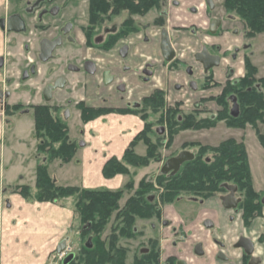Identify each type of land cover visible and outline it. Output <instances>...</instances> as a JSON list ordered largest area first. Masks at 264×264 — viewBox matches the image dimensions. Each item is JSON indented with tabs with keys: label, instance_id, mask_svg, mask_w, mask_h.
I'll return each mask as SVG.
<instances>
[{
	"label": "crops",
	"instance_id": "1",
	"mask_svg": "<svg viewBox=\"0 0 264 264\" xmlns=\"http://www.w3.org/2000/svg\"><path fill=\"white\" fill-rule=\"evenodd\" d=\"M18 3L19 1L0 0V18L19 13L21 8ZM201 5L199 4V6ZM186 14L188 17H178L176 14V17L170 20V29L172 27L183 29V31L172 33L176 52L177 48L183 44L182 38H178L177 34L187 35L189 25L193 23H182L192 18L189 12ZM208 23L209 19L206 24ZM19 35L0 30V56L3 51H7V39L19 38ZM151 38L154 40V46L150 47L148 52L144 47L142 51L136 50L138 41L137 38H133L135 50L130 58L133 59L132 65L135 72L141 66L139 65L141 61L139 55L149 56L154 61L160 62L159 37L154 34ZM79 39L82 42V38L79 37ZM241 72L237 69L235 73L237 76L234 75L232 78L241 77L243 75L240 74ZM259 72H261L260 69ZM222 73L221 71L215 72L217 81L223 80L224 74ZM259 77L262 78L261 75ZM158 78L159 76L157 77L159 84ZM86 81L89 86L94 82V79L87 78ZM179 81L182 83L181 80ZM133 82L134 86L130 96L133 103L140 102L143 96H147L154 90L151 91L149 84L145 85L136 80ZM165 85L164 81L162 84L152 87L162 90L166 88ZM14 86H12L13 90ZM94 91L95 88H88L87 92L79 98L82 100L81 102L91 108L102 106L105 103L103 97L102 100L95 97ZM194 95L197 94L194 93ZM206 96L207 94L203 97ZM16 99L14 93L5 105L13 110V107L18 104ZM107 99L108 102L117 100L109 97ZM33 104L43 105L44 101L36 98ZM55 104L59 106L63 105V102L58 100ZM5 105L0 102V264H49L50 255L56 251L61 242L65 241L66 245L71 248L74 211L66 201L51 203L27 200L15 190L16 187L22 186L34 188L36 168L39 163H45L46 158L37 153L33 114L32 120H27L26 124L7 127V120L11 119V123H13L17 116L14 110L13 112L11 110L10 113L6 112ZM75 113V118L70 117L66 124L69 139L77 145L76 153L69 163L63 164L58 161L50 163L48 165L49 176L62 187L111 192L119 190L123 184V176L115 175L105 178L102 173L103 167L112 158L122 159L130 143L142 131L143 121L132 114L112 112L84 123L81 121L79 112L75 110ZM72 120H74L73 123L78 121L76 124L79 127L75 128L78 132L70 127ZM9 127L10 129H8ZM244 143L251 147V141ZM262 155L261 162L264 161V151ZM248 157L251 174L256 181L257 175L252 157L249 154ZM198 212V215H194L191 219H185L186 223H184V221L180 222L182 217L173 204L161 208V219H165L167 223L161 227L151 224L150 227L152 233L156 231L155 234L161 235L158 244L162 259L173 257L176 260L182 259L186 264H242L243 252L234 248V245L239 237H245L254 244V256L260 259V264H264V243L260 241L264 237V217L256 218L250 227L244 228L241 213L223 209L218 198L205 201L200 205ZM204 218L211 219L213 223L211 229H204L201 226L200 222ZM180 231L187 235L188 240L180 235ZM236 231L239 233L238 237L235 234ZM219 239L223 241L221 242L224 244V248L220 249L216 243ZM197 242H201L205 250L201 257L196 256L193 252V247ZM219 250L223 252L224 258L222 259L216 257ZM125 264H132V262L126 260Z\"/></svg>",
	"mask_w": 264,
	"mask_h": 264
},
{
	"label": "trees",
	"instance_id": "2",
	"mask_svg": "<svg viewBox=\"0 0 264 264\" xmlns=\"http://www.w3.org/2000/svg\"><path fill=\"white\" fill-rule=\"evenodd\" d=\"M21 1V0H11ZM160 0H89V13L91 24L97 12H106L110 7L117 13L122 9H128L132 13H144L149 8L157 6ZM224 6L227 12H233L243 23L247 37L264 32V0H225ZM256 74L253 66L246 63V75L236 86H228L220 99L226 105L225 99L228 95L234 94L240 106L238 118H231L226 109L219 114L214 121L210 119L196 120V114H188L180 120L175 116L178 111H168L169 132L174 134L180 130L200 131L215 127L221 121L229 128L244 129L250 124L256 128V123L264 124V78L255 80ZM257 85L260 86L259 91ZM163 93L155 91L153 95L144 100L140 110L118 111L120 114L140 115L145 122L143 130L133 139L121 160L112 158L108 160L102 170L105 178L115 175L127 174V166L145 167L152 159L158 157V146L150 141L153 130L147 122L145 109L149 107L152 113H158L164 106ZM226 107V106H225ZM20 106H14V111ZM34 119V136L37 140V153L46 158L45 163H39L36 168V181L33 189L22 186L16 187L27 200L37 202L61 203L63 200L75 197V209L78 211L81 220L88 226L82 229V234L92 238V248L85 246L80 248L83 255L79 259L75 255L70 264H125L126 250L116 247L115 236L109 237L108 243L102 242L97 235L103 230L106 220L112 211L118 209V201L122 195L121 191L111 192L108 190H85L77 187H62L57 185L48 174V165L53 161L69 163L77 150V145L69 139L68 126L57 115V109L47 105L31 107ZM81 121L87 122L97 118L108 111L86 108L79 104ZM162 118V117H161ZM162 120V119H161ZM264 149V137H258ZM170 141V140H169ZM159 142V141H158ZM142 143L145 147V156L139 157L135 154L136 146ZM168 143V142H167ZM197 147L195 158L191 162L185 163L178 174L172 177L160 175L157 183L163 191L159 195V201L152 202L147 196L153 190V182L141 181L135 197L127 202L122 210L124 224L128 228L127 237H133L132 226L134 218L150 219L158 217L159 205L171 204L181 193H191L197 198H208L217 193H223L222 186L225 184L236 185L239 193L242 192L240 209L245 227L251 225L253 220L261 216L263 205L261 197L252 188V176L248 164L246 149L243 143H237L234 139L221 142L217 147L203 146L199 143L184 144L183 147ZM205 154H207L205 156ZM210 157L208 158V156ZM131 183L126 187H130ZM33 193V198L31 195ZM156 255H143L141 259H136L133 264H151ZM249 257L245 256L243 264H247Z\"/></svg>",
	"mask_w": 264,
	"mask_h": 264
},
{
	"label": "rangeland",
	"instance_id": "3",
	"mask_svg": "<svg viewBox=\"0 0 264 264\" xmlns=\"http://www.w3.org/2000/svg\"><path fill=\"white\" fill-rule=\"evenodd\" d=\"M65 0H59L57 4L61 7ZM174 0H164L159 9L153 8L149 15L145 16L142 19L136 18V24H138L140 27L146 26L147 23H149L148 26H152L149 29L150 35H154L156 31H159V28H169L171 23V18L176 17L177 14L178 17H188L186 12H189L190 15H192V18L190 20H186L185 22H182L183 24H187L189 22H193L190 24L188 28V33L182 34L178 33V38H182V45L177 48V55L178 58H180L182 61L186 62L187 64L194 63L193 60H190L192 58L193 53L203 47H208L210 44H219L223 51L222 56L224 58V61L222 63L223 68H232L234 71V74L236 73L237 69L241 70L242 72L240 74H244L246 71V63L249 62L253 67H256L261 70V72L258 71L257 77L261 75L262 79L264 78V32L256 34L253 38L246 37V31L244 30L243 23L238 19V17L233 12H227L224 6L223 0H214L215 2V10L212 12V16L218 19L222 20V26L218 30V37L215 39H211L208 35L206 29H207V20L208 17L205 15L204 6L202 7L200 0H177L179 3L178 7H173L172 2ZM68 2H72L73 5L71 6L72 9H77L80 18L79 23L82 24L85 23L87 25V11H88V0H68ZM16 3V2H15ZM28 4H32L33 0H21L19 1V7L20 13L23 12V9ZM199 4L201 6H199ZM70 7V6H69ZM190 8H196L197 14L193 15L192 10ZM71 11V9H70ZM177 12V13H176ZM182 14H180V13ZM69 12L67 13V15ZM186 14V15H185ZM22 17L26 20L27 23V31L23 34L19 35V38H13L12 40L7 39V51H3L1 53L0 57H3L4 59V66L2 69H0V91L10 92V96H13V94H16L17 97V105L20 106L19 110L15 111L16 119L13 120V123H11V119H8L6 123V126H18L20 124H26L27 120H32V109L31 105L28 103H33V84L34 81H28L26 84L19 83V71H21L23 68L26 67V64L28 63L27 59L25 58H32L33 53L35 52L37 43L36 40L33 41V35L30 34V31H32L31 26L32 22H34L31 18V16H23ZM66 15V19L68 16ZM189 15V14H188ZM191 17V16H190ZM4 18V17H3ZM65 19H61L60 21L63 22ZM158 26H155V22H158ZM119 20L115 18H111L110 20L105 21V25L107 27L118 25ZM61 23L59 21H55L54 25H60ZM170 29V28H169ZM234 31V32H233ZM53 36V34L51 35ZM47 38V34H43L40 36V38ZM39 38V36H38ZM30 53V54H29ZM61 52H57V54H60ZM238 54L237 59L232 60L233 54ZM59 60H53L46 65L40 66L41 71L44 70L50 66H56L58 64ZM157 68L159 69L156 73H154L155 78H151L149 81V85L151 88V91L154 89L152 87L153 85H159L162 84L164 81L166 82V88L162 89L164 93L166 94V98L164 102V106L158 113H152L151 111L148 112V119L147 121L150 122L153 130V136H151L150 141L157 145V154L159 156L152 159L145 167H130L127 166V174H120L123 176V184L121 188L117 191H121L122 195L118 201V209L115 211H112L109 218L106 220L105 225L103 226V230L100 232L97 237L104 243H108L109 237L111 235L115 236V245L116 247L122 248L126 250V260L129 262L134 263V261L137 259H141L144 255L143 252L147 251H153V253L156 255V261H159V263H163L166 259L161 258V250L158 244V240L161 238V235H157L152 233V229L150 227L151 224H154L157 227L164 226V224L167 223L165 219H161V215L158 217H151L150 219H141L139 217L134 218V223L132 226V233L134 234L133 237H127L126 233L128 234L127 230L128 228L124 224V216L122 213V210L125 208L127 202L130 198L135 197V192L138 190L139 183L141 181H150L153 182V190L147 195L149 196L150 200H154L157 203V200L159 199L160 193L163 191V189L160 187V184L157 183V177L160 175H163L160 173V169L162 165L170 158L175 157L179 152L182 151V149H187L191 153L197 152V147H183L184 144H190L193 143H200L203 146H215L218 145L222 140H225L227 138H233L237 143H243L246 149L247 159H249L248 154L250 157H252V162L254 164L255 174L257 175L256 181L252 177V188L254 192H256L261 198L264 196V161L261 162V156H263V146L259 142V135L264 137V124L263 123H256V128L254 126H251L250 124L246 125L244 129L241 130H233L226 127L225 122L223 123H217L215 125V128L209 129V130H201V131H192V130H180L173 133L174 131L171 130L169 132L168 127V111H178L179 113L175 116L178 120L181 119V117L191 114L192 112H195L196 114V120H202L207 119V116L209 114L205 113H199V112H206L208 111H214L216 109V106L212 104L211 102L208 103L206 101H203L202 98L208 93H201L205 92L202 84L205 86L206 81L199 79V87L196 89L195 92H191L187 86L186 90H180L179 92L174 89V84H178L180 79L176 78L175 75L172 73V71L169 70L168 66L163 65V62H156ZM257 66H256V65ZM196 74L202 77V72L199 70V67L196 68ZM260 74V75H259ZM158 82L157 83V77ZM237 76V74H235ZM240 76V75H238ZM196 78V77H195ZM203 78V77H202ZM237 77H234L236 79ZM6 79V85L3 86V81ZM141 78H139L140 80ZM222 81V80H220ZM19 83V84H18ZM18 84V85H17ZM14 85H17L16 87ZM12 86L15 87L13 90ZM14 91V93H13ZM69 91H71L69 89ZM69 91L67 92L69 94ZM185 91V93H184ZM72 92V91H71ZM183 92V93H181ZM196 93L197 95H194ZM76 99L73 101L75 102ZM202 100V101H201ZM72 102L69 103H63V105H59V113L57 115L63 120L68 121L70 120V117L76 116L75 110H77L80 114V111L76 108V104ZM86 108L88 107L84 104ZM202 108V109H201ZM93 109V108H92ZM14 110V109H13ZM21 110L23 112H21ZM10 113V112H9ZM140 118V115H135ZM162 117V118H161ZM9 118V117H8ZM23 118V119H22ZM75 118V117H74ZM81 118V115H80ZM73 119V118H72ZM162 119V120H161ZM65 121V122H66ZM77 121V120H76ZM143 121V120H142ZM74 120L71 122L72 130H75L76 127H79L76 123H73ZM144 123V121H143ZM76 125V126H75ZM157 128H162L163 132L161 134H158L156 132ZM10 129V127L8 128ZM75 131L78 132L76 129ZM8 137V135H7ZM170 140V141H169ZM159 141V142H158ZM251 141V147H248L245 145L244 142ZM163 142V144L161 143ZM166 142V144H164ZM168 142V143H167ZM257 146V148H255ZM263 150V151H262ZM135 154L139 157L145 156V147L142 143H139L135 150ZM207 154H205L206 156ZM43 157V155H41ZM210 155L208 156V158ZM58 161V160H57ZM59 162V161H58ZM249 164V160H248ZM250 172H251V168ZM164 176V175H163ZM252 176V174H251ZM131 183L130 187H126L127 184ZM31 188V187H29ZM33 189V188H31ZM224 193H222L223 195ZM242 192L238 193L236 196L240 197L242 199ZM216 198L219 199L221 196V193L215 194ZM31 198H33V193L31 195ZM74 196L71 198H67L63 200L66 201L68 204L71 205L74 211V226L72 231V243H71V251L74 253V255H77L79 259L83 258L82 253L80 252V248L84 246L88 235L82 234V229L86 228L88 229V226L84 224V222L81 220V217L78 214V211L75 209V201ZM200 199V198H199ZM211 199L204 198L202 202L198 201V198L192 195L191 193H181L180 197L176 199L171 204H165L167 205H174L176 206L178 212L181 215L180 222H185V219H191L194 215H198V210L200 205L205 203L206 200ZM190 205V206H189ZM192 205V206H191ZM164 207V205H163ZM241 213L242 216V210L238 209L235 211V213ZM264 213V206L261 211V216H263ZM264 221V220H263ZM163 222V223H162ZM243 227H245L244 222L242 220ZM250 227V226H248ZM235 229V228H234ZM236 236L238 237L237 231ZM180 235L186 240H188L187 235L185 233H181ZM235 236V235H234ZM222 240L219 239L216 241L219 248H224V244L221 242ZM261 243H264V237L260 239ZM92 242V241H91ZM93 245V244H92ZM181 255V251L179 252ZM75 258V257H74ZM80 264H85L83 262H80Z\"/></svg>",
	"mask_w": 264,
	"mask_h": 264
},
{
	"label": "flooded vegetation",
	"instance_id": "4",
	"mask_svg": "<svg viewBox=\"0 0 264 264\" xmlns=\"http://www.w3.org/2000/svg\"><path fill=\"white\" fill-rule=\"evenodd\" d=\"M58 1L59 0H54L53 2L48 3L47 0H33V3L31 5L27 3L25 8L23 9V12L21 11V13L20 12L13 13L10 16L6 17V18L13 16L19 17L24 23V29L23 31L18 33L17 32L16 33L5 32V33L23 34L27 31V23L26 20L22 17V13L25 16H31L32 20L34 21L32 22L33 23L31 26L32 31H30V34L33 35L34 37L33 41L36 40L35 42L37 43L36 49L32 55V58H25L27 59L28 63L26 64L25 68L19 71V81H20L19 83L26 84V82L28 81H32V80L34 81L33 84L34 99L40 98L41 100L44 101L43 105H47L54 109H57L58 111L57 113H59L60 107H58V105H56L55 103L58 100L66 104L67 103L71 104L72 102H74L73 100L76 98L74 102L76 104V108L79 104L84 105V103L81 102L82 100L79 98H81V96H83L87 92L88 88H95L94 91L95 97H97L100 100H102L103 97L104 99L103 101L105 102L102 106L95 107L93 109L103 110L106 112L108 111V113H112V112L118 113V111L140 110L141 108H143L141 103L144 100L150 98L155 91H161L163 93L162 96L163 101H165L166 94L161 89L153 90L152 93L148 94L147 96H143L140 102L133 103V100L130 99L134 86L133 81L134 80L140 81L142 84L146 85L149 83L151 78H155L154 73H156L159 70L157 68L158 67L157 64L154 63V60L152 58L145 55H139L141 57V61L139 62V65L141 66L139 70L137 69L136 72L134 71V66L132 65L133 59L131 60L130 58V55H133V51L135 50L133 46L134 45L133 38H137L138 41V46L136 50L139 49L140 51H142V48L144 47L145 51L148 52L150 47L154 46V40L151 38L150 31L148 29L152 26H148L149 23H147L146 26L140 27L138 24H136L135 17H138L139 19L144 18L145 16L150 14L153 8L159 9L161 3L164 0H160L157 6H153L149 8L144 13H132L128 9H122L119 12L115 13L114 8L110 7V9L107 10L106 12H97L94 17L93 24H91V17L89 13V0H88L87 25L85 23L78 24L80 22L79 21L80 14L77 9L75 10L71 8V6L73 5L72 2H68V0H65L64 1L65 5L63 4L61 7V5L59 6L57 4ZM107 1L112 2V0H107ZM211 1L213 3L212 8H210L207 5L205 0H200L202 5L204 6L205 15L209 19V23L207 25L206 31L211 39H215V37L216 38L218 37V33H219L218 30L222 26V20L212 16V12L215 10L216 4L214 0ZM172 6L178 7L179 6L178 1L174 0L172 2ZM190 10H192L193 15L197 14L196 8H190ZM68 12L69 14L67 15ZM66 15L68 16L67 19H66ZM62 18L65 19L63 22L60 21ZM111 18H115L119 20L118 25L107 27L105 25V21L110 20ZM214 20H218L220 22V26L217 28L214 34H211L209 29L211 22ZM55 21L56 22L59 21L61 24L54 25ZM159 23H160L159 20L158 22L156 21L155 26H158ZM163 31L167 32L171 42V47L174 52V57L170 62H166L161 53L160 46L162 43L161 35ZM177 31H183V29H177L175 27H172L171 29L161 27L159 28L158 32L156 31V33H154L156 37L157 36L159 37L160 40L158 43V49L161 58L160 62H163V65L168 66L169 70L172 71L175 77L182 81V83L176 84L174 88L180 91L183 89L186 90V86H187V88L191 92H195L200 84L198 80L204 79V81H206V84L205 86L202 84V86L204 90L208 92V94L206 97L202 98V100L208 103L211 102L216 106V109L214 111L207 110L206 112H199V113L209 114V116H207V119L214 121L216 117H218V115L223 113L224 110L226 109L228 115L231 118L233 119L238 118L240 115V106L237 97L234 94L228 95L224 100L226 105H223L220 102V99L223 96L224 90L228 86H236L239 83V81L245 77L246 71L241 77H237L236 79L232 78L235 75L233 69L229 67L228 68L221 67L224 61V58L222 56L223 49L218 43L217 44L212 43L208 47H203L197 50L196 52H194L192 58H190V60H193L194 63L187 64L186 62L178 58L177 52L174 49V36L172 33ZM43 34H47V38L46 37L40 38V36ZM52 34L53 36H51ZM79 37L82 38V42H80ZM44 40L47 41L59 40V45L53 50L50 58L47 59L46 61H43L41 59V44ZM203 49H206L211 56L219 57L218 66H215L207 71L203 69V66L195 59V55L200 53ZM58 51L61 53L57 54ZM237 56L238 54L234 53L232 60L237 59ZM53 60H59L58 64H56L55 67L50 66L46 69V71L44 70L42 72L40 66L46 65L47 63ZM87 63H91V65H87ZM197 67H199V70L202 72L203 78L200 76L199 78L197 77L198 76V74H196ZM253 68L256 71V74L254 75V79L255 80L262 79L260 77H257L259 68L256 67ZM87 70H92L93 72L90 74L88 73ZM216 71L223 72L222 74H224V78L222 81H217L215 79ZM87 78L94 79V82H92V84H90L89 86H87V81H86ZM139 78L141 79L139 80ZM106 81L107 83H105ZM191 83H193L194 86H191L190 85ZM2 84L3 86L6 85V79L3 81ZM192 87H194V89ZM256 87L259 91H261L259 85H257ZM69 89L72 92L69 91ZM68 91L69 94L67 93ZM3 93L8 94L7 99L4 100L3 102V105H5L6 101H8L10 97V93L5 91ZM47 93L50 98L49 100L45 99ZM104 96H107L110 99L113 98L117 100H111V101L109 100L108 102L107 97L105 98ZM232 97L236 99V102L239 107V114L236 118L230 115L233 104L231 100ZM33 103H28V104H30L32 107L36 106ZM11 110L12 108L9 106L5 107L6 112H11ZM149 111L151 110L149 109V107H147L144 112L145 115L147 116V119L149 117L147 115ZM21 112L23 111L21 110ZM193 113L195 114V112H192V114ZM220 123H223V121H221ZM160 129L162 128L156 129V132L158 134H161L159 133ZM231 129L242 130L239 128H231ZM205 130H209V129H205ZM228 139H233V138H227L225 140ZM225 140H222L221 142ZM161 143L163 144V142ZM164 144H166V142ZM218 145L212 147H217ZM182 151H189V150L182 149ZM192 154L194 155L195 158V154L194 153ZM164 176L172 177L170 175H164ZM227 186H234L236 188L234 196L237 200H239V202L235 209L230 210L235 212L236 210L240 209V204L242 201L240 197L236 196L239 193V189L236 185L233 184L223 185L222 189H224L223 192L224 194L222 195L221 193V196L219 197V201L221 202L222 208L225 209L222 205L221 199L222 197L227 196L229 194ZM210 198H216V195L210 196ZM158 201L159 200H157V202ZM198 201L202 202L203 200L198 198ZM152 202L155 201L152 200ZM162 207L163 205H159L157 208V210L159 211V215H161ZM200 223L204 229H208V228L211 229V227L213 226V223L210 218H204L201 220ZM240 238L242 237H239L237 239L235 245L237 244ZM196 247H198V251L200 252V254H197L195 252ZM204 251L205 250L201 242H197L193 247V252L196 256L199 257L203 256ZM143 253L144 255H148V254L155 255L153 251H147ZM245 256L246 255L243 252L242 264ZM216 257L219 259L224 258L223 252L219 250ZM249 261H250V257L248 263ZM151 264H186V263L182 259L176 260L175 258L171 257L166 259L163 263H159V261H156L155 258Z\"/></svg>",
	"mask_w": 264,
	"mask_h": 264
},
{
	"label": "water",
	"instance_id": "5",
	"mask_svg": "<svg viewBox=\"0 0 264 264\" xmlns=\"http://www.w3.org/2000/svg\"><path fill=\"white\" fill-rule=\"evenodd\" d=\"M53 1L54 0H47L48 3H51ZM205 1L210 8L213 7V3L211 0H205ZM219 26H220V22L218 20L212 21L210 25V29H209L210 33L214 34ZM23 29H24V23L17 16L0 19V30L3 32H15V33L17 32L18 33V32L23 31ZM161 40H162V43L160 47H161V53L163 55V58L165 59L166 62H170L174 57V52L171 47V42H170L169 36L166 31H163L161 35ZM58 45H59V40H55V41L44 40L41 44V59L43 61H46L47 59H49L51 56V53ZM195 59L203 66V69L205 71L215 66H218L219 64V57L211 56L207 52L206 49H203L200 53L196 54ZM3 63H4V59L3 57H0V69L3 67ZM87 65H91V63H87ZM87 71L90 74L93 72L92 70H87ZM105 83H107V81ZM190 85L194 86L193 83H191ZM192 88L194 89V87ZM7 97H8L7 93H3L2 91H0V101L1 102H4V100H6ZM45 99L46 100L50 99L48 93L46 94ZM231 100L233 104H232L230 115L236 118L239 114V107L234 97H232ZM162 132H163V129H160L159 133H162ZM193 160H194V155L191 152L181 151L175 157L168 159L162 165L160 169V173L163 175L174 176L179 172L183 164L187 162H191ZM227 189L229 191V194L227 196L222 197L221 199L222 205L226 210L235 209L239 202V200H237L234 196L236 188L234 186H227ZM261 204L264 206V196L261 198ZM91 241H92V238L88 237L84 244L85 248L87 249L92 248ZM65 248H66V242L65 241L61 242L57 246L56 252L60 253L64 251ZM235 248L242 249L244 254L247 257H250V261L248 264H260V259L254 256V244L248 238H244V237L240 238L237 244L235 245ZM195 252L197 254H200V252L198 251V247H196ZM74 257H75L74 253H69L64 258V260L61 262V264H70L74 260Z\"/></svg>",
	"mask_w": 264,
	"mask_h": 264
},
{
	"label": "built area",
	"instance_id": "6",
	"mask_svg": "<svg viewBox=\"0 0 264 264\" xmlns=\"http://www.w3.org/2000/svg\"><path fill=\"white\" fill-rule=\"evenodd\" d=\"M71 249L69 246H66L65 250L60 252V253H57V252H54L50 255V258H49V264H61V262L64 260V258L69 254L71 253Z\"/></svg>",
	"mask_w": 264,
	"mask_h": 264
}]
</instances>
